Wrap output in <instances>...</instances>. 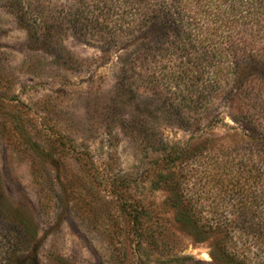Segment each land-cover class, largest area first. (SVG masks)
Returning <instances> with one entry per match:
<instances>
[{"label": "trees", "instance_id": "16d2710c", "mask_svg": "<svg viewBox=\"0 0 264 264\" xmlns=\"http://www.w3.org/2000/svg\"><path fill=\"white\" fill-rule=\"evenodd\" d=\"M135 1L139 43L122 58L120 71L123 78L145 84L121 82L120 87L131 94L143 90L144 108L138 115L116 114L106 124L117 125L134 147L142 145L144 161L123 183L126 202L117 204L128 220L125 240H117L123 253L110 255L106 263L140 264L125 253L134 250L145 256L157 252L165 262L190 259L166 253L179 251L176 235H183L207 245L209 264H264V0ZM6 3L29 43L62 51L59 30L44 14L41 0ZM173 54L184 59L162 73L166 86L157 81L159 63ZM194 55L202 66L215 58L221 66L220 75L212 72L207 79L205 94L185 83L194 72L189 64ZM2 101L0 109L7 105ZM3 113L16 128L21 110ZM220 114L233 125L215 133L211 121ZM161 121L186 138L167 140ZM43 143H24L39 163L50 161L49 152L63 145L53 136H44ZM154 193L160 194L158 200ZM32 213L29 206L7 199L0 176V264H74L62 255L39 252Z\"/></svg>", "mask_w": 264, "mask_h": 264}, {"label": "rangeland", "instance_id": "374dc122", "mask_svg": "<svg viewBox=\"0 0 264 264\" xmlns=\"http://www.w3.org/2000/svg\"><path fill=\"white\" fill-rule=\"evenodd\" d=\"M6 4L0 0V99L7 104L0 111L20 109L22 118L13 128L8 115L0 114L4 193L12 204L33 210L43 256L56 253L74 264H108L110 255L123 253L116 248L117 240H125L128 221L117 210V204L126 202L123 183L144 161L142 145L134 147L117 125L106 124L116 114L143 112V90L131 94L120 87L121 82L133 87L145 84L123 78L120 71L122 58L139 43L135 36L140 30V6L135 0H41L62 42V51H48L27 41L26 30ZM180 56L161 60L158 82L167 86L168 78L162 73L170 65L177 67L184 59ZM196 57L189 59L195 67L185 83L188 89L205 94L207 79L212 72L220 75L221 66L217 58L208 67L202 66ZM180 84L179 90H184L186 85ZM159 125L167 140L186 138L185 132L170 123ZM227 125L233 124L220 114L210 126L221 133ZM44 136L58 138L63 145L49 152L50 161L39 163L26 145L46 146ZM137 185L136 194L141 197L143 189ZM153 196L160 198L159 193ZM176 239L179 251L166 252L168 256L177 253L190 259L165 262L157 252L147 256L140 250L125 253L140 264L211 262L205 243H194L183 235Z\"/></svg>", "mask_w": 264, "mask_h": 264}]
</instances>
